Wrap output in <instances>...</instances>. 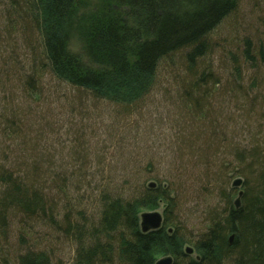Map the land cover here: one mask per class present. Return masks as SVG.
Instances as JSON below:
<instances>
[{"label": "trees", "instance_id": "16d2710c", "mask_svg": "<svg viewBox=\"0 0 264 264\" xmlns=\"http://www.w3.org/2000/svg\"><path fill=\"white\" fill-rule=\"evenodd\" d=\"M96 2L93 10L82 11L76 22L78 0H0V53H8L5 60L9 63L0 69V74H5L0 79V119L6 129L16 131L18 126L14 125L31 117L28 110L18 107L17 100L8 99V87L17 89L18 84H26L36 90L45 70L61 85L71 88V100L82 98V94L94 95L127 108L145 99L156 85L161 64L173 55L181 56L191 74L196 75L194 64L210 50L207 36L239 0ZM13 32L31 52L22 53L23 60L10 54L16 55L17 49L11 38ZM72 40L81 46L80 52L69 48ZM248 50L246 56L250 57ZM257 53L264 61V40L259 42ZM7 70L14 78L6 79ZM210 76L201 73L190 87L199 89L198 82L204 85L219 81ZM42 117L32 115L27 125L32 132L34 119L36 130L43 132L31 138L32 149L45 140L46 122ZM117 118L116 122L127 120L122 115ZM27 133L15 146L10 141L0 146V264H154L157 254H170L172 264H264V163L257 187L242 193L241 206L235 208L228 202L226 211L210 217L208 229L194 243L196 256L190 257L181 248L183 240L164 225L148 232L140 230L141 209L155 208L158 199L164 200V192L141 191L140 180L145 173L134 166L139 157L134 151L123 154L130 165L107 166L109 172L103 167L94 168L91 180L98 175L99 180L109 184L98 185L96 205L88 212L78 207L84 171L77 174L67 167H57L53 156L46 153L53 150L51 140H45L49 151L39 153L42 156L27 155ZM185 146L191 156L195 144L187 141ZM197 152L202 155L200 150ZM88 155L79 152L83 160ZM99 156L92 155V161L100 163ZM42 160L49 166H40ZM117 170L121 178L114 182L112 173ZM191 179L195 180L193 176ZM125 190L128 194L124 195ZM167 217L165 214L163 224L169 226L173 223ZM14 220L27 227L22 233L37 224L51 238L63 235L71 252L68 259L56 257L52 249L31 247L21 233L18 237L23 243L16 249L19 252L9 260L1 244L13 231Z\"/></svg>", "mask_w": 264, "mask_h": 264}, {"label": "rangeland", "instance_id": "374dc122", "mask_svg": "<svg viewBox=\"0 0 264 264\" xmlns=\"http://www.w3.org/2000/svg\"><path fill=\"white\" fill-rule=\"evenodd\" d=\"M96 3V0H78L75 18L79 19L76 22L80 20L82 11L93 10ZM11 38L17 48L16 55L10 52L12 56L23 60L22 53L31 54L15 32ZM207 38L211 43L210 50L194 64L196 75L191 74L181 56L173 55L158 69L155 87L143 101L132 103L129 108L111 104L94 95L82 94V98L71 100V88L54 80L47 70L43 71L36 90H30L26 84H18L17 89L9 86L10 92H7L11 96L8 99L17 100L18 107L28 110L31 117L43 116L45 140H51L53 148L52 152L46 153L53 156V163L77 174L84 171L85 182L79 190L82 200L78 207L88 212L96 205L94 197L98 185L109 184L99 180L98 175L92 181V172L101 167L106 172L107 166L130 165L123 156L126 151L139 155L134 166L145 173L140 180L144 184L141 191L159 189V193L165 194L164 200L158 199L155 208L141 209L140 213L158 211L162 221L165 214L168 215L167 220L173 224L166 226L162 222V225L169 233L175 231L176 236L183 240L180 242L183 250L191 249L190 257L196 256L194 243L208 229L210 217L221 215L229 203L235 207L239 190L244 193L248 188H256L263 167L264 61L257 48L264 40V0H239L236 8L218 23ZM69 48L73 52L81 51V46L74 40ZM246 49H249L250 57L246 56ZM7 54L0 53V69L8 63L5 60ZM2 73L0 79L5 77ZM201 73L210 79L212 75L214 81H219L204 85L198 82L199 89L191 88ZM9 77L14 78L7 70L6 79ZM117 115L127 120L116 122ZM31 117L26 116L22 124L14 125L18 126L16 131L6 129L0 119V146H5V141L15 146L26 131L30 139L25 143L27 155L38 157L42 156L39 153L49 151L45 140L37 149H32L31 138L42 131L36 130L38 123L34 119L33 131L27 130ZM187 141L195 144L196 149L191 156L186 153ZM199 150L201 156L197 154ZM83 151L89 154L87 160L79 157V152ZM35 152L37 154L33 155ZM94 154H100V163L92 161ZM178 154L182 155L181 159ZM22 156L25 153L22 152ZM189 159L191 162L187 161ZM40 166L49 165L42 160ZM114 173V182H117L121 174L119 170ZM192 176L195 180L191 179ZM235 180H240L238 186L233 185ZM150 183H153L152 187ZM126 191H123L124 195L128 194ZM168 201L174 206L166 204ZM11 226L14 232L1 244L9 260L19 252L16 249L23 241L18 235L27 228L15 220ZM22 235L35 249H52L54 255L61 259H68L71 254L63 235L59 233L60 239H55V234L51 238L37 224Z\"/></svg>", "mask_w": 264, "mask_h": 264}, {"label": "water", "instance_id": "95a60500", "mask_svg": "<svg viewBox=\"0 0 264 264\" xmlns=\"http://www.w3.org/2000/svg\"><path fill=\"white\" fill-rule=\"evenodd\" d=\"M240 183V180L233 181L234 186H238ZM151 187L153 186V183L149 184ZM242 191H238V198L235 200L234 205L235 207L238 206L239 199L242 195ZM162 215L158 211H148V212H141L139 215V226L140 230L142 232H148L151 230L159 229L162 226ZM186 254L191 253L190 248H186L184 250ZM173 263V257L171 255H164L156 259L154 264H172Z\"/></svg>", "mask_w": 264, "mask_h": 264}]
</instances>
